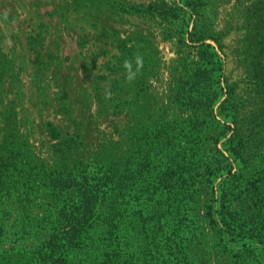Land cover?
<instances>
[{
    "label": "rangeland",
    "instance_id": "obj_1",
    "mask_svg": "<svg viewBox=\"0 0 264 264\" xmlns=\"http://www.w3.org/2000/svg\"><path fill=\"white\" fill-rule=\"evenodd\" d=\"M202 50L215 70L188 101ZM81 171L111 178L104 195L124 188L84 235L103 260L264 264V0H0V250L13 263L42 247L45 208ZM109 203L122 205L110 223ZM85 247L65 264H87Z\"/></svg>",
    "mask_w": 264,
    "mask_h": 264
},
{
    "label": "trees",
    "instance_id": "obj_2",
    "mask_svg": "<svg viewBox=\"0 0 264 264\" xmlns=\"http://www.w3.org/2000/svg\"><path fill=\"white\" fill-rule=\"evenodd\" d=\"M206 47L208 48L209 46L206 45ZM202 53L204 56L202 57V63L199 66H202V68H197L195 70L189 69L186 75L187 84H189V81H193L192 85H188V87L185 88L186 86L183 87V84L181 92L178 93L179 96H182L183 90V97L187 98L188 101H191L192 99L186 94L190 92V90H193V88H198V86L201 87L206 83L210 74L215 70L216 63L213 61V57L216 56V53H208V50H202ZM209 54L211 55L209 56ZM199 81L200 83L195 85V83ZM239 152L241 153V147ZM147 174L150 175V172H147ZM161 174L164 176V172H161ZM183 178L184 176H182V181ZM110 179L111 178L107 180L93 177V175L87 171H81L78 174L77 172L69 173L65 179H61L64 185L71 187V190L68 193L69 198L65 197V199L61 201L59 207L53 203L50 207L45 208V215L40 223V229L45 233L46 238L43 241L42 247L36 248V251L33 254L27 258L25 257L23 260L25 262L24 264H65L72 251L83 249L85 246V253L88 255V258L86 259L88 262L87 264H117V257L108 261H105V259L103 260L100 257V253L104 249L103 244H86L87 241L84 238L89 227L101 221V207L105 204V201L107 199L112 201L113 198L118 196L117 190H124V188H121L122 186L119 187L117 182H112V185L116 184L118 188L116 190L113 189V192H109L107 195L102 194L101 186L104 183L108 185ZM162 181L163 178L160 179V182ZM2 184L3 183L0 181V191ZM56 184L55 187L58 190V193L62 194V191L64 190L62 189L61 184ZM190 197H192V194L188 190L182 191V201L186 200L184 205L185 210L189 207ZM29 203L30 201H28V204ZM121 209L122 205L120 206V204L117 203H109L108 211L105 215V217L110 220L108 223L117 220V217L119 218V212ZM22 210L24 213H27L28 206L23 205ZM155 211L156 212H153V214L157 215V222H159L161 221L162 215L159 211ZM187 228V225H183L182 230L184 231ZM3 229L4 220L0 216V237L3 234ZM117 230L118 229H116V231ZM170 247L171 248L168 249L167 254H169V258H172L175 257L174 251L179 250L180 247L174 249L172 246ZM0 264L18 263H13L10 260V255L7 251L0 250Z\"/></svg>",
    "mask_w": 264,
    "mask_h": 264
},
{
    "label": "clouds",
    "instance_id": "obj_3",
    "mask_svg": "<svg viewBox=\"0 0 264 264\" xmlns=\"http://www.w3.org/2000/svg\"><path fill=\"white\" fill-rule=\"evenodd\" d=\"M136 62H137V65L139 66L140 64H142V58L139 57V56H137V57H136ZM124 67H125L126 69H130V68H131V63H130V61L125 60V61H124ZM129 79H131V75H129Z\"/></svg>",
    "mask_w": 264,
    "mask_h": 264
}]
</instances>
